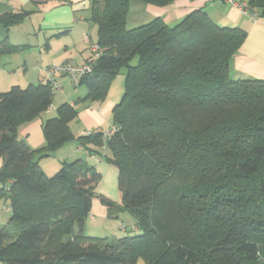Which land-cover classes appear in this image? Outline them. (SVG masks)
Masks as SVG:
<instances>
[{
    "label": "trees",
    "instance_id": "16d2710c",
    "mask_svg": "<svg viewBox=\"0 0 264 264\" xmlns=\"http://www.w3.org/2000/svg\"><path fill=\"white\" fill-rule=\"evenodd\" d=\"M135 1L177 0H91L101 52H90L93 70L75 85L87 86L80 99L104 100L123 71L111 135L74 138L77 111L64 102L43 123L46 144L33 148L17 128L51 107L52 85L0 92V201L11 209L0 228L1 263L264 264V80L230 73L247 32L216 23L204 7L174 24L156 16L128 28ZM244 1L264 19V0ZM27 14L0 23L9 28ZM26 48L1 41L0 65ZM68 140L118 168L119 203L96 191L102 175L82 159L62 161L53 176L44 171L41 159ZM95 197L110 217H134L139 233L88 235Z\"/></svg>",
    "mask_w": 264,
    "mask_h": 264
},
{
    "label": "crops",
    "instance_id": "0c3cea01",
    "mask_svg": "<svg viewBox=\"0 0 264 264\" xmlns=\"http://www.w3.org/2000/svg\"><path fill=\"white\" fill-rule=\"evenodd\" d=\"M201 7L208 11L210 17L216 23L225 26H237L247 32L246 40L231 61V76L234 78L264 80V19L254 20L225 0H177L173 4L164 7L151 6L143 1H135L130 10L127 27L133 28L147 23L156 16H162L165 22L174 24L190 11ZM19 13H28L21 23L9 28L0 23V42L7 40L16 45H27L28 48L19 53L2 57L0 92L7 91L6 89L9 90L8 87L11 88L13 85L21 86L24 82L28 83L27 85L45 82V70L54 63L58 64L67 60L85 63L92 58L89 46L90 43L96 41L97 27L90 19L91 0H0V17ZM66 80L67 82L70 81L64 75L58 76V81L63 87L62 91H64ZM64 101L78 108L73 99L65 98ZM111 106L112 102L108 104L105 110L103 104L100 106V110L93 107V104L89 105L88 108H80L79 123L84 128L81 132L90 129L104 130L107 124H109V128L112 124V121L108 118V111ZM52 109L56 111L57 107L52 104L47 113ZM44 116L41 115L25 127L24 133L28 135V143L33 148L43 145L45 141L43 123L54 117L47 116V118H44ZM106 121L110 122L106 123ZM81 132L80 134H83ZM102 149H104V152H108L104 147ZM76 159L87 161L101 173L102 178L96 188L98 193L118 203L121 201V192L118 188L119 173L115 165L107 163L104 158L98 155H89L79 145L64 160ZM43 160L44 158L41 159L40 163L45 171L46 166L42 163ZM2 162L0 156V168ZM58 168L55 167V171ZM107 181H109V184H105ZM111 183L113 184L114 193L109 192ZM10 212V206L1 200L0 228L9 221ZM88 218L91 221L102 219L101 222L105 227L106 225L112 226L111 222H114V224L119 223L118 231L112 234L113 237H121L130 232L139 233L134 217L128 213H123L118 218L110 217L108 207L98 197L93 199L91 213ZM111 226L110 229L114 228ZM88 227L85 223V231L88 235H97L89 232ZM0 264L3 263L0 262Z\"/></svg>",
    "mask_w": 264,
    "mask_h": 264
},
{
    "label": "rangeland",
    "instance_id": "374dc122",
    "mask_svg": "<svg viewBox=\"0 0 264 264\" xmlns=\"http://www.w3.org/2000/svg\"><path fill=\"white\" fill-rule=\"evenodd\" d=\"M128 28H130V27H128ZM65 82L66 83L64 85V91L54 90V99H53L52 104L58 108L62 103L65 102L64 101L65 98L73 99L75 101V103H77L78 108H75V110L77 111V116L74 119H72V121L70 122L71 131L75 135L74 138H78L80 136H83L85 132H93L95 130V129H92V130L90 129L88 131L81 132V130H83L84 128L79 123V109L82 107L88 108L89 105L93 104V107H95L97 110H100V106L103 104L104 110H105L108 107V104L110 102H112V106H111L110 110L108 111V118L110 119V121H112L113 104L115 102H120V100L124 94L125 77H124L123 71H120L113 78V82L111 83L110 88L108 90V93L106 95V98L104 100L91 101L89 99H80V98L85 97L87 90H88L87 86L82 85V86L76 87L70 81L67 82V80H66ZM27 84L28 83L24 82V83H22L21 87L24 88L27 86ZM8 88L10 89V87H8ZM6 90H8V89H6ZM81 96H83V97H81ZM76 100H78V101L76 102ZM41 115H43V116L45 115L44 118H47V116H56L57 115V109H56V111H54V109H52L48 113L46 110V111L42 112L38 117H36L35 119H33L31 121L20 122V124L18 125V128H17V135H18L19 139H24L27 142H29L28 135H25L26 133H24L25 127H27V125H29L30 123L34 122ZM110 121H106V123L110 122ZM108 125L109 124L106 125L107 127L104 129V131H106L110 128V127L108 128ZM80 132L83 134H80ZM43 135H44V133H43ZM45 144H46V140L44 141L43 145H41L40 147L44 146ZM77 145L78 144H77L76 140H68V141L64 142L62 145L57 146L54 149H52L50 151V155L47 157H44V160L42 161V163L45 164V166H46V170H45L46 173L50 176H53L59 170V168H60L59 166H61L60 162L63 161L64 159H66L67 156L69 155V153L72 150H75L77 148ZM40 147H38V148H40ZM99 150L102 153L104 152V149H102V148H100ZM55 167L56 168L59 167L58 169H56L57 171H55ZM105 184H109V181L105 182ZM109 192H111V193L115 192L112 183L109 186ZM101 220L102 219H97L96 221H91L88 218L86 220V225L89 226L88 227L89 232H91V233L93 232L94 234H97L95 236H99V237H106L108 235L110 237H113L112 234H115L118 231V224L119 223L114 224V222H111L112 226L111 225L110 226L114 227V228L110 229V226L106 225V227H105L104 224L101 222ZM129 234L132 235L133 232H130ZM138 264H145V262H144V260L140 259Z\"/></svg>",
    "mask_w": 264,
    "mask_h": 264
},
{
    "label": "built area",
    "instance_id": "2783aa9c",
    "mask_svg": "<svg viewBox=\"0 0 264 264\" xmlns=\"http://www.w3.org/2000/svg\"><path fill=\"white\" fill-rule=\"evenodd\" d=\"M235 7H237L242 13L250 16L252 19L257 20L259 18V14L256 10H253L247 1L244 0H225ZM90 52L93 54L94 59H96L101 52V48L95 42L90 43L89 46ZM85 63H77L74 60H67L62 63L52 64L45 70V75L47 81L52 85L53 89L56 91H62L63 87L61 83H59L58 76L64 75L70 79V81L74 85H78L81 77L84 74L90 73L93 70L92 61ZM100 129H96L93 132H98ZM116 128L113 126L109 130L105 132L107 136L111 135ZM91 132H86L85 134H90Z\"/></svg>",
    "mask_w": 264,
    "mask_h": 264
}]
</instances>
